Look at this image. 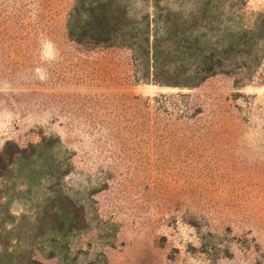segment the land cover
<instances>
[{"label": "rangeland", "instance_id": "1", "mask_svg": "<svg viewBox=\"0 0 264 264\" xmlns=\"http://www.w3.org/2000/svg\"><path fill=\"white\" fill-rule=\"evenodd\" d=\"M123 2L157 70L150 46L70 39L76 0H0V150L28 160L16 264H264V0ZM177 31L233 45L225 69L159 83L202 64Z\"/></svg>", "mask_w": 264, "mask_h": 264}, {"label": "trees", "instance_id": "2", "mask_svg": "<svg viewBox=\"0 0 264 264\" xmlns=\"http://www.w3.org/2000/svg\"><path fill=\"white\" fill-rule=\"evenodd\" d=\"M149 17L143 20L133 17L123 0H76L67 23L68 36L75 42L91 46L133 47L141 45L147 49L150 46L153 51L154 68L157 70L159 66L158 43L156 38L151 42V20ZM254 31L255 26L247 27L242 33H239L242 35L239 38L246 40L248 35ZM174 39L181 47L194 50L196 58L200 57L202 64L193 73L173 74L180 78L189 77L190 82H180L179 80L171 82V80L158 78L157 81L161 84L196 86L209 76L223 71L226 55L234 52L233 45H226L220 49L215 48L209 55L204 54L199 46L198 38L191 46H186L183 43V40L188 41L186 36L178 31L175 33ZM167 76H172V74L167 73ZM13 147L12 142H7L0 150V264H16V222L11 206L16 192V184L12 182V179L14 172L20 168L19 166L28 162L27 158L19 150H14ZM33 163L28 165L32 166ZM32 167H35L34 164ZM32 167V171L36 172L37 170ZM68 216L64 215V217Z\"/></svg>", "mask_w": 264, "mask_h": 264}]
</instances>
